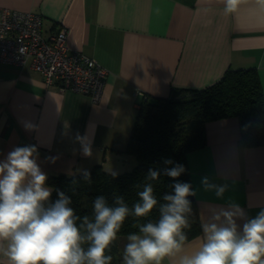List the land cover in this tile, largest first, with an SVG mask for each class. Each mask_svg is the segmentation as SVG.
<instances>
[{
	"label": "crops",
	"instance_id": "1",
	"mask_svg": "<svg viewBox=\"0 0 264 264\" xmlns=\"http://www.w3.org/2000/svg\"><path fill=\"white\" fill-rule=\"evenodd\" d=\"M0 5L41 13L45 37L65 26L69 47L107 71L94 103L86 94L47 85L29 65L0 63V160L14 147L31 144L47 175L78 174L95 165L121 173L135 164L125 148L142 94L155 99L176 88L202 89L226 70L241 68H255L264 91V0H240L237 11L227 14L224 0H0ZM26 123L34 129L26 130ZM86 127L91 157L81 154L75 140ZM204 128L206 144L187 155L200 224L209 206L230 201L254 217L264 208V145L242 144L237 116L207 121ZM205 176L229 185L223 199L203 190ZM201 240L202 229L186 241L187 250ZM117 242L122 264L126 235ZM0 264H6L3 257Z\"/></svg>",
	"mask_w": 264,
	"mask_h": 264
},
{
	"label": "clouds",
	"instance_id": "2",
	"mask_svg": "<svg viewBox=\"0 0 264 264\" xmlns=\"http://www.w3.org/2000/svg\"><path fill=\"white\" fill-rule=\"evenodd\" d=\"M240 0H224L225 13L237 11ZM26 130H33L30 123ZM75 140L81 154L92 156V137L86 127ZM36 145L16 146L0 160V257L6 264H112L113 244L129 217L139 221L158 210L155 220L135 223L138 231L126 235L122 264H264V208L254 217L237 202L226 206H209L201 223L202 240L194 250H187L186 241L192 225V202L196 191L178 178L185 173L183 164L163 159L164 167H150L138 199L131 206L123 195H114L112 202L105 195L92 201L91 212L78 215L72 198L55 189L57 199L51 201L53 187L39 163ZM55 163L56 158H46ZM171 165V167H169ZM84 182L91 183V173L79 170ZM115 176V173H110ZM161 175L175 181L172 192L158 201L153 182ZM73 192L78 181H71ZM206 192L223 199L227 184H215L201 178ZM242 222V223H241Z\"/></svg>",
	"mask_w": 264,
	"mask_h": 264
},
{
	"label": "trees",
	"instance_id": "3",
	"mask_svg": "<svg viewBox=\"0 0 264 264\" xmlns=\"http://www.w3.org/2000/svg\"><path fill=\"white\" fill-rule=\"evenodd\" d=\"M237 116L240 122L242 144L244 146L264 145V91L255 68L228 69L215 83L202 88H176L166 98L149 99L144 94L136 111L125 152L132 155L135 164L130 170L113 176L95 165L90 170L91 183L84 182L80 173H58L48 175L47 184L53 187L50 200L55 201V189L64 191L72 198V207L78 215L91 212L92 201L97 195H105L112 202L114 195H123L131 206L138 199L136 193L142 190L145 176L150 167H164L165 158L186 168L178 180L192 185L187 164V155L206 144L204 125L207 121ZM171 167V165H169ZM79 183L73 192L72 179ZM172 178L161 175L153 182L158 201L165 193L172 192ZM193 187V186H192ZM192 202V225L187 231L188 240L201 232L195 196ZM157 209L146 218L129 217L121 230V235L138 231L137 222L155 220ZM112 264H121L116 241L111 249Z\"/></svg>",
	"mask_w": 264,
	"mask_h": 264
},
{
	"label": "built area",
	"instance_id": "4",
	"mask_svg": "<svg viewBox=\"0 0 264 264\" xmlns=\"http://www.w3.org/2000/svg\"><path fill=\"white\" fill-rule=\"evenodd\" d=\"M67 35V28L62 26L45 37L41 13L0 5V63L29 65L47 85L86 94L96 103L107 71L93 57L71 49Z\"/></svg>",
	"mask_w": 264,
	"mask_h": 264
},
{
	"label": "rangeland",
	"instance_id": "5",
	"mask_svg": "<svg viewBox=\"0 0 264 264\" xmlns=\"http://www.w3.org/2000/svg\"><path fill=\"white\" fill-rule=\"evenodd\" d=\"M134 163H135V159L133 158ZM132 167H130V165L127 167V170H130Z\"/></svg>",
	"mask_w": 264,
	"mask_h": 264
}]
</instances>
